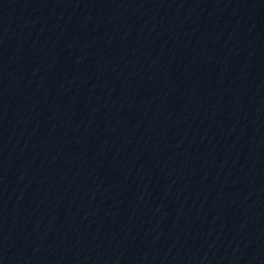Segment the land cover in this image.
<instances>
[{
  "label": "water",
  "instance_id": "1",
  "mask_svg": "<svg viewBox=\"0 0 264 264\" xmlns=\"http://www.w3.org/2000/svg\"><path fill=\"white\" fill-rule=\"evenodd\" d=\"M0 264H264V0H0Z\"/></svg>",
  "mask_w": 264,
  "mask_h": 264
}]
</instances>
